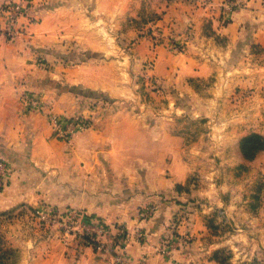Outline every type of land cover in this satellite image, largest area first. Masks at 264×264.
I'll use <instances>...</instances> for the list:
<instances>
[{
	"label": "crops",
	"instance_id": "crops-1",
	"mask_svg": "<svg viewBox=\"0 0 264 264\" xmlns=\"http://www.w3.org/2000/svg\"><path fill=\"white\" fill-rule=\"evenodd\" d=\"M31 1L36 7L44 3ZM53 1L38 10L36 22L21 18L29 26L20 34L0 33V157L12 167L0 193V262L115 264L109 252L15 217L27 214L25 206H40L43 179L56 174H63L59 191L74 198L66 206L101 220L112 232L124 228L128 240L116 264H219L213 255L221 248L230 250V264L259 262L263 193L258 192L256 210L242 205L247 218L234 220L232 231L214 232L208 223L213 206L200 204L203 192L188 184L184 137L171 125L177 117L206 115L233 126L227 132L240 126L243 135L264 136V0H236L228 10L224 0ZM153 16L146 22L151 33L127 51L113 43L118 34L138 36L137 24ZM155 32L185 38L184 50L168 41L153 47ZM70 42L87 55L68 65L59 54ZM42 51L48 52L49 70L36 63ZM149 60L153 65L146 69ZM142 75L146 78L136 81ZM149 76L163 90L150 91L149 102L164 103L137 109V87H149ZM61 84L81 93L60 90ZM27 90L43 91L55 111L83 115L90 125L69 142L51 137L46 111L24 109L21 94ZM91 97L100 100L94 109L86 106ZM262 153L242 159L252 163ZM47 192L53 196V190ZM230 207L225 211L233 218Z\"/></svg>",
	"mask_w": 264,
	"mask_h": 264
},
{
	"label": "rangeland",
	"instance_id": "rangeland-1",
	"mask_svg": "<svg viewBox=\"0 0 264 264\" xmlns=\"http://www.w3.org/2000/svg\"><path fill=\"white\" fill-rule=\"evenodd\" d=\"M7 1L12 2L13 4L16 2H20V0H3L0 3V6ZM29 1V5L25 9V15L20 16L16 23L18 28L17 31L12 35V37L9 38H13L14 36L20 34L21 32H23V30H25L26 26H29L26 23L20 22L21 18H25L27 22H29V24L34 23L37 21V13L39 12L38 10L46 9V7H50V4H53L55 2L53 0H43L44 3L41 6L36 7V5L33 4L31 0ZM87 8L89 9L88 4ZM0 15L3 16L1 12ZM154 18L155 17L153 16L148 19H141L139 24H137L136 26L138 27L139 31L138 36L134 35L132 37L118 34V36L114 38L113 43L122 46L124 50L127 51L128 47H132L134 42L138 38H140V36H147L148 33H151L149 29L147 30L148 27H146V22L151 21ZM132 23L133 25H135L136 22H125L124 26H122L121 28L125 30V28H129L128 26H131ZM151 36L153 47L164 44L166 41H168L171 43V45L175 42L179 43L181 51H183L185 48V43L184 41H182L185 38H171L169 35L167 36L163 32H155ZM45 50L52 49L48 48ZM63 51L59 54L60 60L68 65L80 62V60L85 58L87 55L86 51L81 49L79 45H76L75 42H70L66 47H64ZM42 52L43 53L37 56L36 63L41 68L49 70L52 64L45 55V53L48 54V52ZM142 76L136 78V81L146 78L145 76ZM43 81L48 82V78L43 79ZM207 83L202 82L198 84H201L203 87H205ZM155 84L156 85H152L149 87H145L147 85L143 87L139 85L137 87L139 96L136 101H134L137 109H139V107L146 109L148 104H152V106L156 107L157 109L162 106V103H164L163 99L162 101L159 100L158 104L149 102L150 91L157 92V94L163 93L160 83L157 82ZM58 87L57 89H59ZM61 89H69L73 92H80V89H78V87L65 86L64 84H61L60 90ZM23 93L43 95L44 92L27 90ZM93 95L94 93L92 94V96ZM94 97L98 98V96L96 95ZM97 98H88L86 106L89 107V109H94L97 105V102L100 101ZM53 108L54 106L52 101H45V110L60 113L58 111H55ZM222 108L223 106H220L218 108L219 113L222 112ZM71 116L83 117V115L80 114ZM171 128H173L171 129L172 131L177 132L182 135V137H184V141L182 143L184 159L190 164L188 184L192 189L203 192L200 193V195H198L197 197L200 201V204L213 206L212 210L210 211V218H208V223L213 228V231L217 234H223L227 233L228 231H232V223L234 220L240 223L242 220L247 218L240 212L242 205H245V207L247 206L250 211H254L256 210V206L258 205L260 200V196H257L258 192L263 193L264 195V153H262L261 155V160H255L252 163L244 162L242 159L243 156L239 149V140L243 136L241 130L242 128L240 126H236L234 127L235 131L227 132V129H233V126L227 125L226 121H224L223 118H219L215 124L213 120H211V118L206 115H199L195 118L191 116L177 117L172 122ZM0 159L5 162L6 169L8 171V174H5L4 176L0 174L1 193L2 190H4V188H6V186L11 181L10 174L12 172V167L11 165H9L6 159L2 157H0ZM40 174L43 177L45 176L44 174H42V172ZM36 175H38V173H36ZM62 176L63 174H56V176H51V178L47 176L46 179H43L45 181V186L43 185L40 188L43 189L44 187L43 191L45 192V194L43 193L44 196L40 198V206L34 209L25 206L24 208L28 211L27 214H21L23 216L17 215L15 217L18 220L23 219V222L30 224L29 227L31 228H44L48 231V233H50V231H53L59 233L60 236L64 237L65 235L61 228L51 223H44L42 220H40L39 217V214L47 213L48 211L53 209L59 212V214L66 220H68L69 218V215L67 213L69 211H73L78 214L82 213L81 211L76 210L71 206H66V204L74 198L65 197L63 195L64 192L59 191L60 188H63V186H61L63 185ZM47 188L51 189V191L53 190V196H48L49 193L47 192ZM247 195H249V197H247ZM261 200L262 202H264V197H262ZM20 205L26 204L21 203ZM227 205L231 206L230 208H232L233 210L231 214L234 219L231 217V215H228L226 213L225 207ZM258 216L262 217L264 220V213L261 214L260 212ZM262 222L264 223V221ZM69 238L78 240L79 243L89 245L84 241V239L76 238V236L72 235ZM4 245L7 246L6 244ZM223 250H225L223 255H227L230 253V250L226 248ZM260 258L261 259L259 260V262L256 260L255 263L264 264V253L260 255ZM2 263L7 264L6 261L3 260ZM2 263L0 262V264Z\"/></svg>",
	"mask_w": 264,
	"mask_h": 264
},
{
	"label": "built area",
	"instance_id": "built-area-1",
	"mask_svg": "<svg viewBox=\"0 0 264 264\" xmlns=\"http://www.w3.org/2000/svg\"><path fill=\"white\" fill-rule=\"evenodd\" d=\"M29 2V0H20V2L13 4L7 1L0 6V12L3 14V16L0 15V33L12 37L18 29L16 25L18 18L25 15V9L29 5ZM237 5L238 2L236 0H224L223 10L231 9ZM172 48L176 51H181L179 43H173ZM152 65L153 61L149 60L145 68L150 69ZM148 82L149 86L156 85L155 83H157L152 76L148 77ZM21 99L26 111H46L51 137L57 140L69 142L77 131L90 125L89 120L85 117L67 116L45 110V100L42 94L23 93L21 94ZM0 174L3 176L8 174L6 164L2 159H0ZM67 213L69 215L68 220L64 219L54 209L47 213L39 214V217L44 223H51L61 228L65 239L72 235L76 236V238L84 239L85 242L95 247V249L111 253L115 264L122 262L128 240V235L123 227L115 226L112 232L111 227L106 226L105 223L97 218L73 211Z\"/></svg>",
	"mask_w": 264,
	"mask_h": 264
},
{
	"label": "trees",
	"instance_id": "trees-1",
	"mask_svg": "<svg viewBox=\"0 0 264 264\" xmlns=\"http://www.w3.org/2000/svg\"><path fill=\"white\" fill-rule=\"evenodd\" d=\"M239 149L242 156L247 160H252L256 155L264 149V136L258 132H250L246 135H243L239 140ZM225 250L217 249L214 252V258L218 261L219 264H230V253L223 255ZM255 261L251 263L243 264H254Z\"/></svg>",
	"mask_w": 264,
	"mask_h": 264
}]
</instances>
